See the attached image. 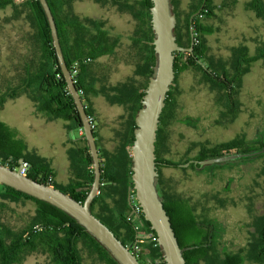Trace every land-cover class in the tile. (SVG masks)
I'll use <instances>...</instances> for the list:
<instances>
[{
	"label": "rangeland",
	"instance_id": "obj_1",
	"mask_svg": "<svg viewBox=\"0 0 264 264\" xmlns=\"http://www.w3.org/2000/svg\"><path fill=\"white\" fill-rule=\"evenodd\" d=\"M249 1L214 0L215 6L222 7L214 10L213 18L205 20L212 33L202 36L206 52L200 66L217 75L225 70L230 80L234 73L231 68L233 50L246 49L245 54L239 52L235 57L239 68L247 65V59L258 57V60L249 64L236 93L228 97L207 83L199 70L188 69L177 74L173 85L175 120L164 127L169 132V147L162 156L169 161L187 158L194 161L200 144L214 145L238 136L247 141H264V57L261 58L264 55V21L248 10ZM173 2L182 19L191 0ZM74 6L77 12L88 17L112 19L117 34L125 31L126 26L120 23L126 19L125 15L112 18L109 11L89 0H79ZM38 41L32 15L27 9L23 8L17 15L12 10H0V99L20 88L26 63L32 58L30 54L40 48ZM114 77L119 79L121 73L116 72ZM31 106L33 103L29 99L20 96L0 109V123L12 125L16 130L6 127L27 143L29 152L35 133ZM101 110L103 124L111 125L118 109H111L109 115L106 108ZM56 150L59 144L54 142L50 152ZM71 152H75L73 147ZM56 162L62 165L59 157ZM160 174L178 195L191 200L198 215L204 214L213 220L216 232L223 230L227 249L236 252L248 241L249 232L253 230L248 224L264 210V158L214 164L196 170L164 166ZM7 204L0 219L12 229H20L28 223L36 208L31 200ZM79 248L82 264H106L86 246L79 244ZM22 264H48V260L43 253H33Z\"/></svg>",
	"mask_w": 264,
	"mask_h": 264
},
{
	"label": "trees",
	"instance_id": "obj_2",
	"mask_svg": "<svg viewBox=\"0 0 264 264\" xmlns=\"http://www.w3.org/2000/svg\"><path fill=\"white\" fill-rule=\"evenodd\" d=\"M139 2L145 9V16L150 24L149 10L151 7V0H139ZM47 3L53 13V9L55 10V8L52 0H47ZM170 3L176 20L174 27L176 44L182 48H189L191 46L189 33L190 27H192L195 34L200 38L199 44L193 45L192 53H174L173 69L175 77L171 86L174 85L178 73L193 69L201 71L204 80L211 86L216 87L217 91L222 96L228 97L229 95L235 94L241 77L249 70V64L258 60V57L247 59V65L239 68V63L235 62V57L239 52L243 54L246 49L241 47L240 49H235V51L233 50L235 53L232 55L233 61L231 62V68L234 70V73L230 80L226 78L229 74L225 70L222 71L221 75H217L209 68L203 70L197 62L203 59L206 52V46L203 43L204 41H202V36L212 33L211 27L205 23V20L213 18L215 16L214 10L216 8H221L222 5L215 6L214 0H191L189 10L185 13L184 17L180 19L173 0H170ZM17 6L27 9L32 15L34 27L39 40L41 57L39 59L37 58L38 60L34 57L30 59V63L26 64L27 68L21 78L22 85L18 89V92L8 93L6 98H11L20 93H24L35 104L38 112L44 113L49 118L71 120L74 125L79 128L81 126L80 116L70 94L68 93L63 75L60 71L52 47L50 30L39 2L37 0H0V10H4L7 7L15 8ZM247 8L249 11L253 12L257 18L264 21V0H250L247 3ZM198 14H202L203 16L201 20L197 18ZM152 38L153 33L151 30L149 59L151 68L145 79L142 92L138 94V104L130 117V145L132 143L133 130L135 128L134 118L137 110L141 106L140 100L154 66ZM62 54L68 69L74 62H77L78 84L76 87L83 90L84 95L82 101L87 103L85 90L80 79L82 59L77 56H66L63 51ZM93 57L94 56L92 55L91 58ZM263 57L264 55L261 56V58ZM36 63L37 66H34L35 71L32 72L31 65H36ZM6 98L0 99V106ZM175 107V98L173 95H170V92H168L165 98V106L159 118L158 130L156 132L154 151L156 171L158 173V182L160 185L159 190L161 191L163 198V208L169 217L177 243L179 247L184 250L182 256L185 260V264H195L199 259L208 260V252L210 249L206 244L209 241L208 237L211 232L213 234L215 233L214 235L217 236L221 235L223 230L216 232L213 220L206 216L199 219L195 214L196 209L191 200L188 197L178 195L174 190V187L164 182L161 177L160 169L162 167L169 166L178 168V164H184L189 161L187 158L180 160L179 162H173L162 156V153L168 151L169 147V132H163V129L175 120ZM85 112L86 114L92 113L89 106L85 109ZM82 138L84 139L83 136ZM263 147V140L253 142L249 140L247 141L244 137L238 136L230 141L214 145L200 144L197 156H195L193 160L200 161L232 153H248L258 151ZM24 150V143L16 138L12 130L0 123V163L6 164L9 168L14 169L17 166V159L19 158L16 153L20 154ZM187 151H189V149ZM255 158H264V154L239 161H249ZM130 160L129 150V168ZM88 161L91 162L89 155ZM189 168L194 169L193 165H190ZM128 172L127 179H124L122 183L124 185H129V190L131 183L130 170ZM39 173L41 174L40 176L30 169L27 176L33 180L47 184L45 178L47 175H50L49 172L45 171ZM105 174L101 173V183L103 185L100 187V193L92 202L91 212L119 241H121L124 246H126L135 240L137 234L134 226L126 220L130 209L127 204L128 190L125 195L120 189H114L115 193L121 196L120 200L114 204V208L121 213V216L117 219L116 225H113L104 216L92 211L93 207L98 205L102 206L106 213L112 215V212L106 208V204L101 202L100 198L105 184H111L114 182L107 176V173ZM92 179L93 174L91 173L85 187L71 184L67 188H60L59 186L54 185L53 182L50 184L63 193L69 194L76 201L82 203L89 192ZM23 200H31L35 204L36 208L34 215L30 218V221L20 229H12L0 219V264H22L25 259L33 253H43L46 255L48 264H82L79 244L86 246L91 252L98 254L100 259L106 264H117L107 251L93 237L87 234L74 219L45 202L35 200L25 194L0 185V213L7 209V203H15ZM247 227L252 228L253 230L249 232V239L246 242V245L238 249L235 253L232 252V254L225 256L223 264H231V261L233 260H236L238 263L246 261V264H258L264 261V218L260 219L255 216ZM141 231H150V227L146 222L143 223ZM187 247L194 248L186 249ZM142 254L153 264H157L156 260L160 259L159 252L152 249L149 245L143 246Z\"/></svg>",
	"mask_w": 264,
	"mask_h": 264
},
{
	"label": "crops",
	"instance_id": "obj_3",
	"mask_svg": "<svg viewBox=\"0 0 264 264\" xmlns=\"http://www.w3.org/2000/svg\"><path fill=\"white\" fill-rule=\"evenodd\" d=\"M78 1L52 0L55 8L52 15L63 53L66 56H77L82 59L80 79L87 104L96 121L94 138L101 173H107V176L114 181L111 184L106 183L100 195L101 202L106 204L112 215L98 205L94 206V213L104 216L116 225L121 213L114 208V204L121 196L116 194L114 189H120L126 195L129 186L122 182L127 179L130 170L128 164L130 116L138 104V94L142 92L151 68L149 64L151 26L139 0H89L109 11L112 18L118 15L127 16L125 21L120 20L126 28L119 34L115 32L117 29L112 19L103 16L91 18L77 12L74 4ZM5 9L12 10L14 15H17L23 8L17 6ZM30 57L39 59L40 48L30 54ZM34 66H37V63L31 65L32 72L35 71ZM113 66L116 68L112 69ZM26 68L25 66V71ZM116 72L121 73L119 79L114 77ZM20 96H25L32 102L26 94L20 93L6 98L0 109H3L7 102ZM102 107L106 108L107 115L112 113L111 109H118L114 113L115 117L111 125L103 124ZM30 117L35 132L34 138L30 152L27 143L23 142L25 150L20 154L16 153L19 156L17 164L21 159L26 161L30 169L39 176L41 175L39 172H49L53 184L60 188H67L71 184L85 187L89 175L93 174V167L88 161L90 154L87 143L79 134L78 128L71 120L49 118L44 113L38 112L34 103L30 109ZM1 123L15 129L12 125L2 121ZM16 138L20 139L19 136ZM54 142L59 144V150L50 152ZM72 147L75 151L73 154ZM58 157L62 165L57 164ZM130 213L129 209L127 216Z\"/></svg>",
	"mask_w": 264,
	"mask_h": 264
},
{
	"label": "water",
	"instance_id": "obj_4",
	"mask_svg": "<svg viewBox=\"0 0 264 264\" xmlns=\"http://www.w3.org/2000/svg\"><path fill=\"white\" fill-rule=\"evenodd\" d=\"M37 1L45 15L50 30L52 47L68 93L80 116L81 126L79 128L82 129L83 137L87 143L93 167V179L89 192L82 203L52 185L33 180L28 176H22L17 170L2 163H0V185L45 202L74 219L87 234L107 251L117 264H139L128 248L91 212L92 202L100 193L101 187L100 163L94 132L86 120L82 99L77 94L69 69L64 61L56 24L47 0ZM149 13L153 33L154 66L140 100L141 106L134 118L135 128L129 149L131 158L130 188H132L136 201L142 209L141 223L146 222L157 236L164 264H185L182 256L184 250L179 247L169 217L163 208V198L158 188L154 151L159 118L165 106L166 95L175 77L174 53H192V27L189 29L191 46L182 48L175 42L174 27L176 20L170 0H151ZM197 62L200 64V61ZM262 154H264V147L258 151L232 153L200 161H188L177 166L186 168L192 164L196 169H202L209 165L250 159ZM22 161L21 159L20 162ZM127 204L131 209L129 200H127ZM191 248L194 247H187L186 249Z\"/></svg>",
	"mask_w": 264,
	"mask_h": 264
},
{
	"label": "built area",
	"instance_id": "obj_5",
	"mask_svg": "<svg viewBox=\"0 0 264 264\" xmlns=\"http://www.w3.org/2000/svg\"><path fill=\"white\" fill-rule=\"evenodd\" d=\"M197 18L201 20L203 18L202 14H198ZM191 33H192L193 45H198L199 39H198L197 34H195L193 29ZM69 73H70L72 83L76 87V85L78 84V64L77 62H74L70 66ZM76 91H77L78 96L82 99L84 95L83 90L81 88L76 87ZM82 105H83L84 110L88 108V104L83 101H82ZM86 120L90 124L91 129L94 130L95 124H96L94 115L92 113H87ZM78 132L81 136H83V131L81 128H78ZM14 170H17L18 173L22 176H27L30 170V165L26 161H22L19 164H17ZM45 179H46L47 184L49 185H51L50 183L53 182V179L50 175H47ZM127 200H129L130 202L131 213L127 216L126 220L134 226V229L137 231V234L135 236V240L132 243L126 245L125 247L128 248L130 253L136 258L139 264H153L147 258H145L142 254L143 246L149 245L152 247V249H155L159 252L160 259L156 260V263L157 264L164 263L156 234L151 229L150 231H141L143 227V223H141L142 209L140 205L138 204V202L136 201L132 188L129 189Z\"/></svg>",
	"mask_w": 264,
	"mask_h": 264
},
{
	"label": "flooded vegetation",
	"instance_id": "obj_6",
	"mask_svg": "<svg viewBox=\"0 0 264 264\" xmlns=\"http://www.w3.org/2000/svg\"><path fill=\"white\" fill-rule=\"evenodd\" d=\"M202 69L205 70V68H202ZM173 88L174 87L172 85L170 87V91H168V92H170V95H173ZM163 132H166V131L163 129ZM194 161H199V160H194ZM190 165H192V164H190ZM189 166L186 167V168L189 169ZM194 170H196L195 167H194ZM157 181H158V176H157ZM159 187H160V185H159V182H158V188ZM92 211L94 212V207H93ZM197 213L198 212L195 210L196 216H198V218H200V219H202V217L205 216L204 214L198 215ZM256 217H258L260 219H263L264 218V210L258 212ZM214 234L211 232V234L208 237L209 241L206 244L209 247V249H210L209 252H208V254H209L208 260L199 259V260H197L195 262V264H223L224 263V257L227 256L228 254H232V251L227 249V246L224 244V241H223L224 232L221 235H217V236H215ZM245 245H246V243L243 246H241V247H244ZM233 253H235V252H233ZM231 264H246V261H241L240 263H238L236 260H233V261H231ZM258 264H264V261L261 262V263H258Z\"/></svg>",
	"mask_w": 264,
	"mask_h": 264
}]
</instances>
